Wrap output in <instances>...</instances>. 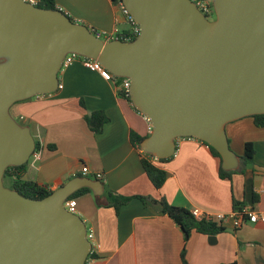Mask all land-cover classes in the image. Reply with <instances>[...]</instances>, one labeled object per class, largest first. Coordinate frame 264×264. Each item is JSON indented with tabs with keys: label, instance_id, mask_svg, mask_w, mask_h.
Here are the masks:
<instances>
[{
	"label": "water",
	"instance_id": "1",
	"mask_svg": "<svg viewBox=\"0 0 264 264\" xmlns=\"http://www.w3.org/2000/svg\"><path fill=\"white\" fill-rule=\"evenodd\" d=\"M121 2L140 27L132 40H103L60 9L0 0V264H83L90 250L85 222L63 202L83 187L98 198L99 179L76 175L42 198L3 183L6 168L35 151L10 107L55 91L66 54L130 79V101L151 127L140 150L158 159L193 137L218 152L223 170H236L225 126L264 114V0H212L214 20L190 0Z\"/></svg>",
	"mask_w": 264,
	"mask_h": 264
},
{
	"label": "crops",
	"instance_id": "2",
	"mask_svg": "<svg viewBox=\"0 0 264 264\" xmlns=\"http://www.w3.org/2000/svg\"><path fill=\"white\" fill-rule=\"evenodd\" d=\"M55 4L95 32L127 28L112 0H55ZM58 79L55 91L10 107L11 115L29 126L38 144L20 177L53 190L83 168L91 178L94 172L102 173L103 194L96 198L85 192L75 198L76 213L99 244L95 264H183L182 252L186 264H264L261 221L238 228L227 221L216 234L192 230L184 240L180 226L157 206L132 198L116 211L106 205L104 196L111 191L163 197L174 206L212 213L246 205L264 215V126H255L250 116L225 126L229 146L239 157L245 142L250 141L254 149L252 158H240L228 178L218 176L220 159L206 144L193 137L177 138L174 154L166 161H154L166 172L163 184L155 188L143 170L140 150L130 140L131 132L147 136L150 122L118 95L116 82L89 70L79 58L61 68ZM94 111L107 118L99 133L92 132L84 120Z\"/></svg>",
	"mask_w": 264,
	"mask_h": 264
},
{
	"label": "trees",
	"instance_id": "3",
	"mask_svg": "<svg viewBox=\"0 0 264 264\" xmlns=\"http://www.w3.org/2000/svg\"><path fill=\"white\" fill-rule=\"evenodd\" d=\"M118 1L119 0H112L113 3H116ZM35 5L42 8L57 9L55 0H37ZM92 32L95 34L94 30H92ZM118 95L125 98L131 103L129 93H127L123 89H118ZM250 117H252L255 126L257 127L264 126V114H255V115H251ZM106 119H107L106 116L101 111H94L90 115H86L84 117V120L88 128L94 133H99L101 131L102 125L104 124V122H106ZM143 138L144 137L140 136L135 132L130 133V140L138 150H140L139 145H140V141ZM203 143L209 147L211 153L214 156L218 157L221 162V158L218 152L213 147L209 146L207 143L205 142ZM37 147L38 144L37 142H35V149ZM140 152L142 154L141 164L146 176L148 177V179L155 188H159L165 180L166 177L165 170L155 164V162L153 161V157L151 155L144 153L141 150ZM253 153H254V149L252 143L250 141H247L244 143L243 154L240 158H242L244 161L250 160L252 158ZM169 158L157 159L156 161L163 162L168 160ZM26 164L27 162L18 166H9L6 168L3 178L9 177L11 179V183L8 187L15 189L21 195L29 198H42L50 194L52 190L49 189L46 185L38 184L34 181L22 179L20 177V172L26 167ZM234 172H235L234 170L225 171L220 166L218 170V176L220 178H228ZM77 175L81 176L82 174H77ZM85 192H91V190L87 187L80 188L79 190L71 194L68 198L75 199L80 194H83ZM104 196H105V201L107 202L106 205L112 206L116 211H118L122 205L126 204L132 198H138L140 201H142L143 204L147 206L151 204L157 206L158 210L161 213L167 214L176 224L180 226L184 234V240H187L192 230L207 234H216L221 230H223L222 226L214 221L196 220L191 215L188 209L171 205L163 197L159 199H153L142 195L124 196L111 191H105ZM181 258L183 264H186L184 260L183 252L181 254Z\"/></svg>",
	"mask_w": 264,
	"mask_h": 264
},
{
	"label": "built area",
	"instance_id": "4",
	"mask_svg": "<svg viewBox=\"0 0 264 264\" xmlns=\"http://www.w3.org/2000/svg\"><path fill=\"white\" fill-rule=\"evenodd\" d=\"M31 3L35 4L32 0H28ZM192 1L197 9L208 19V15H215L212 0H190ZM116 7L121 11L123 16L125 17V22L127 24V28L119 29L118 26H115L112 31H99L95 32V35L98 37H105L106 40L113 39H122V40H131L132 38L136 37L140 32L139 25L134 21L132 16L128 13L126 8L124 7L121 0L114 3ZM117 20V19H116ZM81 59L82 63L86 68L91 71H97L100 75L106 80H114L116 82V86L118 89H123L127 93H129L130 89V79L126 77H116L106 68H104L97 60L90 59L87 57H81L74 53H68L64 56L61 68L70 65L75 59ZM145 116V115H144ZM146 117V116H145ZM147 118V117H146ZM151 128V127H150ZM153 157V156H152ZM158 158L153 157V161H156ZM88 169L83 168L81 170V174L87 176ZM93 176L95 179H101L102 173L101 172H94ZM76 200L67 198L63 202V206L69 212L76 213L75 211ZM191 215L196 220H205V221H214L219 225L223 226L224 223L229 221L231 223L232 228H238L246 222L255 223L257 221H261L264 223V215H259L252 209H250L246 205H242L239 208L231 210L229 212H216L212 213L209 211H204L199 208L193 207L190 210ZM86 236L88 241L90 242V250L84 260L83 264H95L96 256L99 250V244L96 242L94 238V234L92 230L86 229Z\"/></svg>",
	"mask_w": 264,
	"mask_h": 264
},
{
	"label": "rangeland",
	"instance_id": "5",
	"mask_svg": "<svg viewBox=\"0 0 264 264\" xmlns=\"http://www.w3.org/2000/svg\"><path fill=\"white\" fill-rule=\"evenodd\" d=\"M207 17H208L209 20H214L215 19V15H208ZM3 183H4L5 186L8 187L10 185V183H11V179L9 177H5V178H3Z\"/></svg>",
	"mask_w": 264,
	"mask_h": 264
}]
</instances>
